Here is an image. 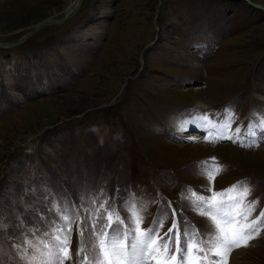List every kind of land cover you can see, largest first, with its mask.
<instances>
[{
  "label": "rangeland",
  "instance_id": "rangeland-1",
  "mask_svg": "<svg viewBox=\"0 0 264 264\" xmlns=\"http://www.w3.org/2000/svg\"><path fill=\"white\" fill-rule=\"evenodd\" d=\"M245 1L264 8L80 0L27 35L75 0H0V43L23 40L0 46V264H61L66 233L64 264H121L108 240L151 234L156 211L166 243L172 216L178 236L190 224L206 246L227 232L255 238L240 263L230 261L240 246L225 253L230 264H264V149L227 144L218 124L225 104L247 111L254 92L264 100V12ZM195 101L210 104L206 132L190 124ZM221 144L229 152L213 148ZM68 197L80 221L68 216ZM222 220L234 221L226 232ZM76 234L84 260L73 253Z\"/></svg>",
  "mask_w": 264,
  "mask_h": 264
},
{
  "label": "bare ground",
  "instance_id": "bare-ground-1",
  "mask_svg": "<svg viewBox=\"0 0 264 264\" xmlns=\"http://www.w3.org/2000/svg\"><path fill=\"white\" fill-rule=\"evenodd\" d=\"M76 3V1L71 5V7L74 5ZM70 8V7H69ZM70 10V9H69ZM69 10H66V13L69 11ZM65 13V14H66ZM193 106H195L196 108H198L199 110H201V109H204V108H208L209 106H210V104L209 103H204V102H202V101H195L194 102V104H193ZM254 113L252 112V113H250V115L249 116H247L248 117V119H250V120H252L253 118H254ZM228 118V117H227ZM182 121V120H181ZM226 121V123H228V124H231V121L232 120H230V119H228V120H225ZM174 124H176L177 123V121H172ZM193 122H194V124H196V126H198V127H205L203 124H202V122L200 121V120H191L190 121V124H193ZM182 124L183 125H185L183 122H182ZM253 125H255V126H259L260 125V123L258 122V121H254L253 122ZM238 126H239V124L237 123V125L236 126H233L232 127V129L233 130H236L237 128H238ZM251 128H252V126L251 125H249V126H247L245 129H244V132L245 133H247V132H249L250 130H251ZM200 130V129H199ZM192 136H196V134L194 133ZM258 146H261V147H259V149L258 150H261V149H264V144L263 145H258ZM209 147V145H206V144H198V145H194V146H191V148L192 149H194V151H196V152H199V153H202L203 152V150H205V149H207ZM213 147V146H212ZM222 147V148H221ZM185 149V147L184 146H181V149ZM214 149L215 148H217L216 150H221V151H224V152H229V150H227L226 148H231L230 146L228 147V145H227V147H226V144H221V145H217V146H215V147H213ZM250 152H252V151H244V154H248V153H250ZM228 154V153H227ZM228 155H230V154H228ZM236 251L231 255V257H230V261L231 262H233V263H240L241 261H240V259L238 258V256L240 255V256H243L244 255V251H243V247H236ZM139 254H142V252H136V254H135V258H134V261H133V264H141V259H138V257H139ZM149 254V255H148ZM138 259V261H136ZM155 260H157V256L154 254V253H152V252H148L147 253V261L148 262H151V261H155Z\"/></svg>",
  "mask_w": 264,
  "mask_h": 264
},
{
  "label": "water",
  "instance_id": "water-1",
  "mask_svg": "<svg viewBox=\"0 0 264 264\" xmlns=\"http://www.w3.org/2000/svg\"><path fill=\"white\" fill-rule=\"evenodd\" d=\"M76 1V3L70 8V10L64 15V16H62L61 18H59V19H50V18H47V19H45V20H43V21H41V22H38L36 25H34L33 27H32V29L28 32V34L27 35H30V34H32V33H34V32H36L38 29H40V28H42V27H44V26H47V25H49V24H51V23H53V22H55V21H60V20H62V19H64V18H66L67 16H69L70 14H72L75 10H76V8H77V6H78V3H79V1L80 0H75ZM245 2H247V4L250 6H252V7H254V8H258V9H260L261 11H263L264 12V8H262V6H260V5H258V4H255V3H252V2H248V1H245ZM21 42H23V40L22 39H18V40H14V41H12V42H9V43H0V46H4V45H8V46H10V47H12V46H15V45H18L19 43H21ZM3 44V45H2Z\"/></svg>",
  "mask_w": 264,
  "mask_h": 264
}]
</instances>
